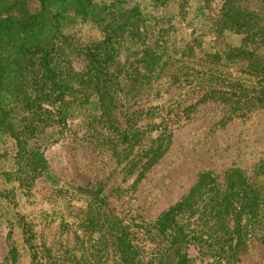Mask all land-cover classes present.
<instances>
[{
	"label": "rangeland",
	"instance_id": "1",
	"mask_svg": "<svg viewBox=\"0 0 264 264\" xmlns=\"http://www.w3.org/2000/svg\"><path fill=\"white\" fill-rule=\"evenodd\" d=\"M92 2L100 11L96 19L71 20V13L63 18L62 32L70 45L65 54L74 72L85 66L81 50L108 37L119 43V62L130 60L135 52L131 45L145 41L148 34L174 44L177 52L191 46L187 61L204 59L213 47L222 50L237 41L211 27L218 1L170 0L166 6L150 0ZM132 8L139 10V19L119 13ZM37 9V0H5L4 14L20 18ZM150 14L157 19L152 32ZM57 59L49 55L44 64L37 56L28 77L30 99L20 117L34 135L17 145L0 135V264H7L9 239L19 250V264H87L90 248L102 245V240L91 246L100 228L84 226L80 218L97 190L107 216L129 229L142 223L150 227L199 173L213 174L221 186L227 171L238 170L250 178L264 160V107L243 110L222 100L197 103L188 86L176 82L160 90L151 84L154 89L107 115L80 104L83 93H53L54 83L75 86L72 73ZM27 147L43 150L47 172L60 184L90 194H72L63 185L49 184L25 157ZM186 215L177 216L176 222H184ZM256 218L251 225L248 216L238 222L226 218L228 236L221 243L205 239L189 243L188 264H264V216L258 212ZM24 231L31 234L28 244L22 239ZM112 247L108 243L105 253L100 248L94 264H117Z\"/></svg>",
	"mask_w": 264,
	"mask_h": 264
},
{
	"label": "trees",
	"instance_id": "2",
	"mask_svg": "<svg viewBox=\"0 0 264 264\" xmlns=\"http://www.w3.org/2000/svg\"><path fill=\"white\" fill-rule=\"evenodd\" d=\"M150 1L153 5L166 6L170 0ZM205 1L219 4L211 27L219 33L236 36L237 41L225 44L222 50L213 47L204 59L187 61L191 46L185 45V49L177 52L174 44L148 34L145 41H135L137 47L131 45L135 52L130 60L119 62V43L108 37L89 50H81L85 66L74 72L65 54L70 45L67 34L62 32L63 18L71 13V20L96 19L100 11L93 8L92 0H37L38 9L20 18L4 14L5 0H0V135L12 139L16 145L34 135L20 114L28 107V77L37 56L47 64L49 55H55L60 66L72 73L75 86L63 81L54 83L53 93L57 96L83 93L80 104H90L95 111L107 115L154 89L151 84L160 90L163 85L169 87L176 82L186 84L189 96L197 103L222 100L243 110L264 107V0H255L256 5L246 0ZM119 13L137 19L141 15L137 8ZM148 18L149 26L154 23L153 28H148L151 31L156 28L157 19L151 14ZM133 27L138 31V25ZM159 79L163 82L155 83ZM23 151L32 168L52 186L63 185L72 194H90L67 183L60 184L50 176L43 150L27 147ZM96 192L86 202L80 218L82 225L100 228L91 246L102 240V245L90 248L93 253L85 257L87 264H94L97 251L102 248L105 253L108 243L113 246L117 264H188L185 250L189 243L203 242L202 239L221 243L228 236L226 218L238 222L241 216H248L251 225L256 222L258 212L264 216V160L250 178L238 170L227 171L221 186L213 174L199 173L186 193L161 212L150 227L142 223L135 225L136 229H129L120 220L107 216L102 208L101 192ZM184 213L187 214L184 222L178 224L177 216L181 218ZM21 234L28 244L30 232ZM6 263L19 264V250L11 239Z\"/></svg>",
	"mask_w": 264,
	"mask_h": 264
}]
</instances>
